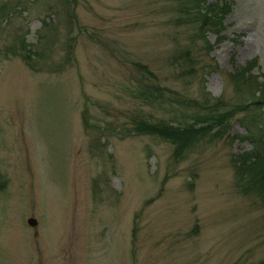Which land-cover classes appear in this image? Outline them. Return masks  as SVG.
Wrapping results in <instances>:
<instances>
[{
  "label": "rangeland",
  "instance_id": "374dc122",
  "mask_svg": "<svg viewBox=\"0 0 264 264\" xmlns=\"http://www.w3.org/2000/svg\"><path fill=\"white\" fill-rule=\"evenodd\" d=\"M221 1L202 37L189 0H0V264L264 262V184L238 158L264 0ZM252 96L183 143L138 129Z\"/></svg>",
  "mask_w": 264,
  "mask_h": 264
},
{
  "label": "trees",
  "instance_id": "16d2710c",
  "mask_svg": "<svg viewBox=\"0 0 264 264\" xmlns=\"http://www.w3.org/2000/svg\"><path fill=\"white\" fill-rule=\"evenodd\" d=\"M183 10H188L187 15L190 16L192 22L197 24L196 30L199 33V35L203 37L202 31L205 32L208 29H212L215 32H218L215 26L220 24L223 15L228 10V5L221 0H211V1L189 0V4L185 3L183 5ZM199 15L201 17H199ZM198 17L199 19H201V21H199ZM185 55H187V53H185ZM252 62L253 60L248 61L245 65L241 67L239 71L232 73L231 74L232 78L235 80L243 79L244 82L248 83V81L251 80V75L249 74V72L252 67L251 65L253 64ZM138 67L143 71H146V73L150 75V73L148 72V70H146L144 65L138 64ZM157 90H159L158 87L154 86V89L150 91L148 89L146 90V93L149 96H152L153 95L152 91L157 92ZM260 90L262 91V93H264V85ZM155 96H158V92L157 95ZM249 99L251 100L250 102H248L249 104L242 102L241 104H234L232 106H229L228 108H225L224 105H222L223 104L222 101L220 99H217L213 104H211V106L222 107V109L215 110L213 112L209 111L208 109L209 112L207 111L202 115H198L197 117H194L190 121L191 123H186L184 125H176V126L168 125L165 122H158L154 124L139 123L138 129L148 133H156L165 138L170 137L178 142L183 143L188 141L189 136L194 132L202 131V130L206 131L216 125H221L224 127L226 125V120L228 119V117H231L234 114V112H237V110L247 109L251 105L250 103H253L255 105L261 104L260 101L256 100V98H253V96ZM204 101H206L204 104L207 105L208 99L205 98ZM259 111L261 113V109ZM251 121L255 122L254 130H250L245 126L243 127L246 128L244 136L249 137L247 139L250 141L253 150H250L249 152H242L240 154V157L238 158L239 161L242 162L243 164L244 162L247 163V166L250 169H252L254 175H256L257 181L258 182L261 181V184H264V116H262L261 114L259 115L254 113L253 117H251ZM198 122L201 123L198 124V126L196 127L193 126L194 125L193 123H198ZM250 158L252 162H246ZM257 264H264V262Z\"/></svg>",
  "mask_w": 264,
  "mask_h": 264
},
{
  "label": "water",
  "instance_id": "95a60500",
  "mask_svg": "<svg viewBox=\"0 0 264 264\" xmlns=\"http://www.w3.org/2000/svg\"><path fill=\"white\" fill-rule=\"evenodd\" d=\"M26 223H27L29 226H33V225L36 224V221H35L34 218L29 217V218L26 219Z\"/></svg>",
  "mask_w": 264,
  "mask_h": 264
}]
</instances>
